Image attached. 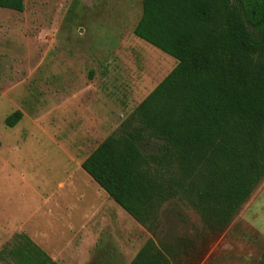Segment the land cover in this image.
<instances>
[{"label": "rangeland", "instance_id": "obj_1", "mask_svg": "<svg viewBox=\"0 0 264 264\" xmlns=\"http://www.w3.org/2000/svg\"><path fill=\"white\" fill-rule=\"evenodd\" d=\"M140 3L23 0L22 12L0 9V250L24 235L56 264H129L151 238L201 243L193 211L165 203L154 239L80 168L176 63L132 34ZM14 111L21 117L6 127ZM257 188L196 264L257 262L264 181Z\"/></svg>", "mask_w": 264, "mask_h": 264}, {"label": "trees", "instance_id": "obj_2", "mask_svg": "<svg viewBox=\"0 0 264 264\" xmlns=\"http://www.w3.org/2000/svg\"><path fill=\"white\" fill-rule=\"evenodd\" d=\"M0 9L22 12L23 0H0ZM132 34L176 63L80 168L154 239L165 203L197 216L198 246L151 238L129 264L192 255L196 264L264 178V0H141ZM20 117L14 111L5 126ZM17 237L0 260L56 264Z\"/></svg>", "mask_w": 264, "mask_h": 264}, {"label": "crops", "instance_id": "obj_3", "mask_svg": "<svg viewBox=\"0 0 264 264\" xmlns=\"http://www.w3.org/2000/svg\"><path fill=\"white\" fill-rule=\"evenodd\" d=\"M140 16V15H139ZM138 19H139V17H138ZM137 19V20H138ZM137 22V21H136ZM136 24V23H135ZM264 179V178H263ZM261 180L260 181V183L259 184H261L264 180ZM258 184V185H259ZM97 186V185H96ZM98 187V186H97ZM100 189V188H99ZM261 189V188H260ZM256 190L257 191H259V188H255L254 190H253V192L250 194V196L248 197V199H249V201L247 202V200L244 202V204L241 206V207H243L244 206V211H245V209L247 210L248 209V207H249V204L250 203H252L253 202V199H254V197L257 195L256 194ZM263 200H264V198H263ZM247 202V203H246ZM245 203H246V205H245ZM247 207V208H246ZM262 209V210H261ZM241 210V209H240ZM259 210H261V211H263L264 210V207L262 206V205H260L259 206ZM124 212V211H123ZM238 214V213H237ZM250 223L249 224H251L255 229H257L256 228V226H254V223L252 222V221H249ZM258 231H260L261 229H257ZM262 234V233H261ZM264 234H262V236H263Z\"/></svg>", "mask_w": 264, "mask_h": 264}]
</instances>
